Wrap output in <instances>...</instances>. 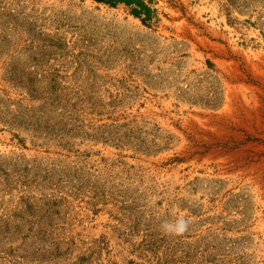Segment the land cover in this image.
I'll return each mask as SVG.
<instances>
[{"label":"rangeland","instance_id":"obj_1","mask_svg":"<svg viewBox=\"0 0 264 264\" xmlns=\"http://www.w3.org/2000/svg\"><path fill=\"white\" fill-rule=\"evenodd\" d=\"M0 264H264V0H0Z\"/></svg>","mask_w":264,"mask_h":264},{"label":"clouds","instance_id":"obj_2","mask_svg":"<svg viewBox=\"0 0 264 264\" xmlns=\"http://www.w3.org/2000/svg\"><path fill=\"white\" fill-rule=\"evenodd\" d=\"M189 223V220L181 216L174 223H163L162 228L166 233L180 235L188 229Z\"/></svg>","mask_w":264,"mask_h":264}]
</instances>
